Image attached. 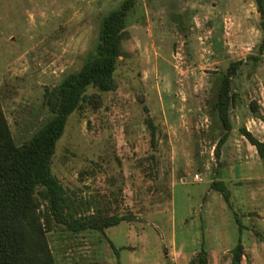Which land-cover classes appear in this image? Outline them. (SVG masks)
<instances>
[{"label":"rangeland","instance_id":"374dc122","mask_svg":"<svg viewBox=\"0 0 264 264\" xmlns=\"http://www.w3.org/2000/svg\"><path fill=\"white\" fill-rule=\"evenodd\" d=\"M123 1L0 0V103L16 144L51 118L45 89L95 55L103 16ZM238 61L227 130L217 99ZM114 78V90L88 88V101L69 115L51 171L80 205L77 218L127 219L103 233L51 219L55 263L196 264L204 250L221 254H207L208 264H233L240 238V264H264V210L251 219L248 200L235 197L264 196V158L243 135L264 143L258 1L134 0ZM216 180L230 203L211 188Z\"/></svg>","mask_w":264,"mask_h":264},{"label":"trees","instance_id":"16d2710c","mask_svg":"<svg viewBox=\"0 0 264 264\" xmlns=\"http://www.w3.org/2000/svg\"><path fill=\"white\" fill-rule=\"evenodd\" d=\"M257 1L258 12L263 15L264 7ZM133 5L134 0H124L118 8L105 14L95 55L78 70L66 74L58 84L45 89L44 103L52 116L28 140L19 145L15 143L0 103V264H56L46 237V226L51 219L73 232L90 229L102 233L127 219L124 215L77 218L80 205L73 206L67 200L63 185L51 171V164L69 115L88 101L87 89L106 92L116 88L114 72ZM240 63L229 64L218 93V112L227 130L230 127L227 120L229 83ZM149 124L154 127L151 121ZM243 135L264 158V143L244 129ZM211 188L230 203V192L222 181H213ZM236 222L240 230L242 224L237 219ZM243 250L244 244L239 238L232 250L233 264H240ZM206 255V251H199L194 258L196 264H208Z\"/></svg>","mask_w":264,"mask_h":264},{"label":"crops","instance_id":"0c3cea01","mask_svg":"<svg viewBox=\"0 0 264 264\" xmlns=\"http://www.w3.org/2000/svg\"><path fill=\"white\" fill-rule=\"evenodd\" d=\"M258 195H259V193L257 192V193H255V196H235V197H237V198L245 197V199L248 200V202L250 203V207H251V210L246 212L247 217H251V219H257L259 221L260 216L262 214L261 210H264V203H263L264 202V196H258ZM209 197H211V196H205L204 197L203 204H205L206 206L209 205V202H208ZM232 197H234V196H231V198ZM242 226L245 227L244 225H242ZM233 248H231V249H233ZM246 248L247 247L244 245V249H246ZM223 249H225V248H223ZM207 254L209 257H211V255H213V257H216V258L221 257V254H219V253L211 254V253L207 252ZM219 261L220 260H218L217 262H219Z\"/></svg>","mask_w":264,"mask_h":264},{"label":"built area","instance_id":"2783aa9c","mask_svg":"<svg viewBox=\"0 0 264 264\" xmlns=\"http://www.w3.org/2000/svg\"><path fill=\"white\" fill-rule=\"evenodd\" d=\"M194 179H195V180H198V181H201V180H202L201 178H199L198 174H195V175H194Z\"/></svg>","mask_w":264,"mask_h":264}]
</instances>
